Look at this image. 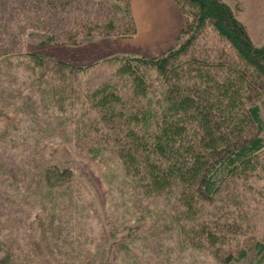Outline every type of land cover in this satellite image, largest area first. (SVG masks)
Wrapping results in <instances>:
<instances>
[{
    "label": "trees",
    "instance_id": "obj_1",
    "mask_svg": "<svg viewBox=\"0 0 264 264\" xmlns=\"http://www.w3.org/2000/svg\"><path fill=\"white\" fill-rule=\"evenodd\" d=\"M80 1L0 0V57H23L38 102L51 106L55 135L51 153L37 164L40 196L47 203L34 218L35 229L26 230L27 243L18 252L21 264H64L51 259L46 243L55 223L51 209L69 199L93 212L84 200L97 202L96 195L106 185L102 179L93 192L74 163L82 151L73 154L72 145L85 148L92 160L110 153L109 160L117 158L145 194L162 195L177 187L175 194L188 214L217 192L227 173L264 148L258 103L264 96V46L253 42L226 1L175 0L185 18L177 42L158 56H108V61L121 59L117 72L123 79L117 83H93L92 76L86 77L91 64L25 49L30 40L80 46L135 34L131 0H112V7L131 20L128 25L110 14L102 19L94 6ZM207 25L229 44L232 54L218 62L190 57L177 63L183 45L188 47ZM184 34L188 37L181 42ZM80 241L85 246L79 264H112L117 247H129L131 239L102 226L101 233L86 234ZM3 248L0 245V251ZM254 248L260 255L257 264H264V241H256ZM12 257L4 248L0 264H12ZM226 257L224 262L235 264L248 258V250L230 251Z\"/></svg>",
    "mask_w": 264,
    "mask_h": 264
},
{
    "label": "rangeland",
    "instance_id": "obj_2",
    "mask_svg": "<svg viewBox=\"0 0 264 264\" xmlns=\"http://www.w3.org/2000/svg\"><path fill=\"white\" fill-rule=\"evenodd\" d=\"M224 1L246 25L253 42L264 46V0ZM80 3L94 6L102 19L110 14L114 21L121 18V25L131 22L112 7V0ZM133 21L136 27L134 17ZM187 37L184 34L181 42ZM183 46L177 63L190 57L218 62L221 56L232 54L229 44L208 25L188 47ZM25 49L64 61H68L67 57L76 63L88 61L75 54H64L65 48L60 45H39L30 40ZM107 57L91 64L86 77L92 76L93 83L107 80L117 83L123 79L117 72L121 59L108 61ZM22 59L14 54L0 57V245L13 253L12 264H21L18 252L27 243L26 230L35 229L34 218L47 203L40 196L37 164L40 157L44 159L51 153L54 148L51 141L55 139L51 132V106L40 102L42 107L38 102V94L29 81L33 78L31 69L22 65ZM263 101L264 96L258 103L264 119ZM259 133L264 137V125ZM79 148L70 147L73 154L82 151L74 163L83 171L87 184L95 193L102 179L106 185L96 195L97 202L84 200L93 212L79 209L80 204L69 199L51 209L55 223L46 243L52 260L83 263L84 258L78 256L85 246L81 238L101 233L105 226L122 239L127 236L131 239L129 247H117L112 264H233L234 261L224 259L230 251L242 248L248 250V258L235 264H257L260 255L254 248L255 242L264 241V148L227 173L217 192L206 202L196 204L192 214L185 213L175 194L177 187L162 195L145 194L138 190L117 158L109 160L110 153L97 161L85 153V148ZM73 157L68 154L67 158Z\"/></svg>",
    "mask_w": 264,
    "mask_h": 264
},
{
    "label": "crops",
    "instance_id": "obj_3",
    "mask_svg": "<svg viewBox=\"0 0 264 264\" xmlns=\"http://www.w3.org/2000/svg\"><path fill=\"white\" fill-rule=\"evenodd\" d=\"M136 33L131 37L102 38L80 46H60L64 54H75L87 65L116 53L158 56L172 47L185 26L184 15L175 0H131ZM105 53V54H103ZM99 54L100 56H96ZM74 61V62H73Z\"/></svg>",
    "mask_w": 264,
    "mask_h": 264
}]
</instances>
